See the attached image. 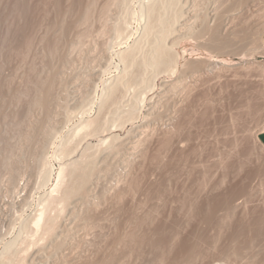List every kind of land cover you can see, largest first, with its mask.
<instances>
[{"label":"rangeland","instance_id":"rangeland-1","mask_svg":"<svg viewBox=\"0 0 264 264\" xmlns=\"http://www.w3.org/2000/svg\"><path fill=\"white\" fill-rule=\"evenodd\" d=\"M261 55L264 0H0V264H264Z\"/></svg>","mask_w":264,"mask_h":264},{"label":"bare ground","instance_id":"bare-ground-1","mask_svg":"<svg viewBox=\"0 0 264 264\" xmlns=\"http://www.w3.org/2000/svg\"><path fill=\"white\" fill-rule=\"evenodd\" d=\"M255 5H256V4H255ZM154 6H155V5H154ZM153 8H154V7H153ZM153 8H152V9H153ZM153 10H154V9H153ZM153 10H152V11H153ZM149 11H150V10H149ZM152 11H150V12H152ZM159 20H160V19H159ZM161 20H162V19H161ZM161 20H160V21H161ZM161 22H162V21H161ZM158 48H159V47H158ZM158 48H157V49H158ZM139 50H140V49H139ZM139 50H137V51H139ZM137 51H136V52H137ZM161 51H162V50H161ZM133 52H135V51H133ZM156 52H157V51H156ZM161 53H162V52H161ZM133 54H134V53H133ZM133 54H129V55H133ZM158 54H160V53H158ZM129 55H128V56H129ZM160 55H161V54H160ZM160 55L158 56V59H159ZM154 56H155V55H154ZM154 56H153V57H154ZM155 57H157V54H156ZM126 58H127V56H126ZM127 59H128V58H127ZM151 59H152V58H151ZM161 59H163V56H162ZM124 60H125V59H124ZM156 60H157V59H156ZM151 61H152V60H151ZM153 61H155V58H154ZM153 61L151 62L152 64H153ZM162 61H163V60H162ZM124 62H125V61H124ZM126 62H127V60H126ZM146 62H147V61H146ZM156 62H157V61H156ZM156 62H154V63H156ZM160 63H162L161 60H160ZM160 63H159V64H160ZM149 64H150V63H149ZM146 66H147V65H146ZM149 66H151V64H150ZM152 66H153V65H152ZM152 66H151V67H152ZM154 66L156 67V66H158V65L156 64V65H154ZM154 66H153V67H154ZM259 70H260V69H259ZM262 72H263V71H262ZM49 87H50V86H49ZM48 91H50V90H48ZM45 93H46V92H45ZM49 95H50V94H49ZM45 97H46V96H45ZM48 97H49V96H48ZM51 98H52V97H51ZM45 99H46V98H45ZM46 100H48V99H46ZM48 102H49V101H48ZM39 221H40V220H39ZM38 224H39V223H38ZM220 264H221V263H220Z\"/></svg>","mask_w":264,"mask_h":264},{"label":"crops","instance_id":"crops-1","mask_svg":"<svg viewBox=\"0 0 264 264\" xmlns=\"http://www.w3.org/2000/svg\"><path fill=\"white\" fill-rule=\"evenodd\" d=\"M261 58L264 59V55H261ZM258 140L264 147V130L258 134Z\"/></svg>","mask_w":264,"mask_h":264}]
</instances>
